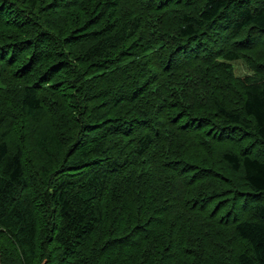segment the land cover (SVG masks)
<instances>
[{
  "label": "trees",
  "instance_id": "obj_1",
  "mask_svg": "<svg viewBox=\"0 0 264 264\" xmlns=\"http://www.w3.org/2000/svg\"><path fill=\"white\" fill-rule=\"evenodd\" d=\"M0 264H264V0H0Z\"/></svg>",
  "mask_w": 264,
  "mask_h": 264
},
{
  "label": "rangeland",
  "instance_id": "obj_2",
  "mask_svg": "<svg viewBox=\"0 0 264 264\" xmlns=\"http://www.w3.org/2000/svg\"><path fill=\"white\" fill-rule=\"evenodd\" d=\"M233 70L237 77L248 76L252 74L251 70L242 61H235Z\"/></svg>",
  "mask_w": 264,
  "mask_h": 264
}]
</instances>
